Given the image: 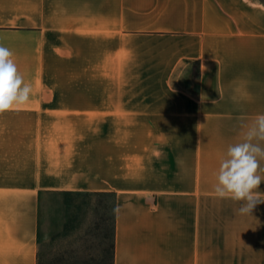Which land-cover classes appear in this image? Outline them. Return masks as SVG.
Here are the masks:
<instances>
[{
  "label": "crops",
  "instance_id": "crops-1",
  "mask_svg": "<svg viewBox=\"0 0 264 264\" xmlns=\"http://www.w3.org/2000/svg\"><path fill=\"white\" fill-rule=\"evenodd\" d=\"M20 4L0 0V35L17 32L9 27L22 17L11 7ZM108 12L109 27L118 25L112 14L155 21L142 32L173 39L169 70L196 63L197 88L32 94L0 115V264H39L49 196L121 205L111 264H264V203L242 216L243 202L212 192L228 145L264 114V0H115ZM257 191L264 199V181Z\"/></svg>",
  "mask_w": 264,
  "mask_h": 264
},
{
  "label": "rangeland",
  "instance_id": "rangeland-1",
  "mask_svg": "<svg viewBox=\"0 0 264 264\" xmlns=\"http://www.w3.org/2000/svg\"><path fill=\"white\" fill-rule=\"evenodd\" d=\"M26 1L11 7L22 21L11 24L9 28L17 32L0 35V43L14 53L33 94L165 93L197 88L196 63L179 62L170 71L176 53L173 39L142 32V27L156 24L148 16L112 14L111 20L117 16L115 28L109 27L108 19V7L115 0H38L37 6ZM5 120L1 118L0 125ZM112 203L103 197H45L39 264H111ZM105 204L111 207L105 209ZM63 223L64 229L57 232ZM199 245V252L223 249L220 244Z\"/></svg>",
  "mask_w": 264,
  "mask_h": 264
},
{
  "label": "clouds",
  "instance_id": "clouds-1",
  "mask_svg": "<svg viewBox=\"0 0 264 264\" xmlns=\"http://www.w3.org/2000/svg\"><path fill=\"white\" fill-rule=\"evenodd\" d=\"M32 94L33 85L19 72L14 53L0 43V115L27 106ZM242 128L240 141L228 145L219 159L212 192L218 199L243 202L237 210L243 216L251 215L257 204L264 203L257 191L264 181V114L256 115ZM124 207L133 206L126 203ZM120 212L121 205L116 204L112 213L119 216Z\"/></svg>",
  "mask_w": 264,
  "mask_h": 264
}]
</instances>
